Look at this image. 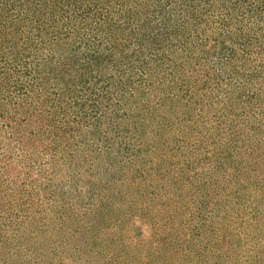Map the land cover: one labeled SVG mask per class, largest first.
<instances>
[{
  "label": "rangeland",
  "instance_id": "374dc122",
  "mask_svg": "<svg viewBox=\"0 0 264 264\" xmlns=\"http://www.w3.org/2000/svg\"><path fill=\"white\" fill-rule=\"evenodd\" d=\"M0 264H264V0H0Z\"/></svg>",
  "mask_w": 264,
  "mask_h": 264
}]
</instances>
